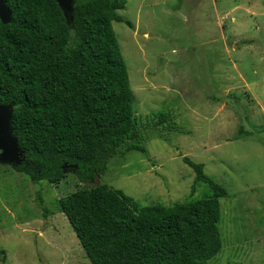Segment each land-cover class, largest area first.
Wrapping results in <instances>:
<instances>
[{"label": "rangeland", "instance_id": "374dc122", "mask_svg": "<svg viewBox=\"0 0 264 264\" xmlns=\"http://www.w3.org/2000/svg\"><path fill=\"white\" fill-rule=\"evenodd\" d=\"M73 2H61L69 23ZM118 14L131 22L112 26L147 155H114L91 183L65 165L49 183L14 170L0 146V264H91L57 199L101 183L140 205L199 198L207 187L191 194L184 156L227 191L206 264H264V0H127ZM161 110L184 131L150 128Z\"/></svg>", "mask_w": 264, "mask_h": 264}, {"label": "trees", "instance_id": "16d2710c", "mask_svg": "<svg viewBox=\"0 0 264 264\" xmlns=\"http://www.w3.org/2000/svg\"><path fill=\"white\" fill-rule=\"evenodd\" d=\"M0 19V104L23 161L13 169L33 181L58 183L65 165L80 181L103 174L108 160L147 155L146 134L133 109L128 71L112 22L127 0H74L69 23L57 0H3ZM150 128L177 127L170 110ZM161 134L166 140L167 134ZM199 198L140 205L121 189L84 184L57 199L91 264H206L221 248L220 198L226 189L187 156Z\"/></svg>", "mask_w": 264, "mask_h": 264}, {"label": "water", "instance_id": "95a60500", "mask_svg": "<svg viewBox=\"0 0 264 264\" xmlns=\"http://www.w3.org/2000/svg\"><path fill=\"white\" fill-rule=\"evenodd\" d=\"M60 7L62 0H57ZM63 10V9H62ZM11 11L6 7L3 0H0V19L2 22H7L10 19ZM10 105L0 104V146L3 148L4 158L10 161L15 160L20 164L23 161V151L19 149L16 141V137L12 134V128L10 124L11 118ZM9 145V146H8ZM20 155L21 158L17 157Z\"/></svg>", "mask_w": 264, "mask_h": 264}]
</instances>
